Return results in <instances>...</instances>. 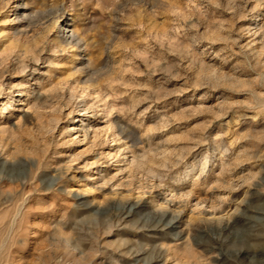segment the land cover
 Returning <instances> with one entry per match:
<instances>
[{"label": "rangeland", "instance_id": "1", "mask_svg": "<svg viewBox=\"0 0 264 264\" xmlns=\"http://www.w3.org/2000/svg\"><path fill=\"white\" fill-rule=\"evenodd\" d=\"M16 2L0 264H264V0Z\"/></svg>", "mask_w": 264, "mask_h": 264}, {"label": "bare ground", "instance_id": "2", "mask_svg": "<svg viewBox=\"0 0 264 264\" xmlns=\"http://www.w3.org/2000/svg\"><path fill=\"white\" fill-rule=\"evenodd\" d=\"M9 2V1H8ZM16 4H18L19 5V7H21V6H26V2H25V0H20V2H16ZM13 6V5H12ZM11 7V6H10ZM19 7L17 8V6H15V9H14V11L16 12V11H19ZM14 13V12H13ZM21 16L23 17V16H26V13L23 11L22 13H21ZM69 16H71V15H69ZM67 17V15H65V13L64 12H61L58 16H57V20L53 23L54 25H53V27L54 26H56L59 22H62V23H64L65 22V18ZM70 21H74V17L72 16V19H70ZM64 31L66 32L65 34H63V37H64V41L66 42V43H68L69 45H76V46H78V43H75L76 42V38L78 37V34L76 33V31H74L73 29H70V27H69V24H66L65 25V29H64ZM62 33H63V31H62ZM73 43H75V44H73ZM73 47V46H72ZM79 47V46H78ZM79 106H82L83 108H82V110H84V111H86L87 110V106L85 105V104H83V105H79ZM80 121L81 122H83V119H80ZM6 153V152H5ZM1 159V158H0ZM5 159V158H4ZM15 162V161H14ZM12 163V162H11ZM23 163V162H22ZM2 166H3V168L4 167H6L7 166V162L5 161L4 163H2ZM205 166V165H204ZM0 173H2V170H0ZM0 183H2V179L0 178ZM10 183V182H9ZM7 184V183H6ZM128 204V203H127ZM128 206V205H127ZM140 205L139 204H136L134 207V209L136 210L137 208H140L139 207ZM174 206V205H173ZM20 207V206H19ZM175 208V207H174ZM17 209H18V207H17ZM19 210V209H18ZM22 210V209H21ZM133 210V209H132ZM167 211H165V212H163L162 213V215H161V220H164V219H166L167 218V216H168V214L170 213V212H174V213H176V215L175 216H173L172 217V219L167 223V226L170 228V230H176L178 227H179V224L181 223V220H182V215H181V213L180 212H177L175 209H166ZM169 210V211H168ZM99 211V210H98ZM178 213V214H177ZM2 216V215H1ZM5 216H7V215H5ZM16 216V215H15ZM229 216V215H228ZM129 217V216H128ZM216 217V216H215ZM12 227V226H11ZM167 227V228H168ZM169 228H168V230H169ZM12 229V228H11ZM156 230V229H155ZM228 230V229H227ZM8 231V230H7ZM11 231V230H10ZM165 231V230H164ZM202 232V231H201ZM165 234V233H164ZM176 236V235H175ZM5 241V240H4ZM66 241H68V240H66ZM7 243V242H6ZM5 243V244H6ZM70 243V242H69ZM68 243V244H69ZM3 244V243H2ZM5 244H3L4 246H5ZM2 245H0V247H1ZM3 246V247H4ZM3 249V248H2ZM1 248H0V251L2 250ZM256 257V256H255Z\"/></svg>", "mask_w": 264, "mask_h": 264}]
</instances>
